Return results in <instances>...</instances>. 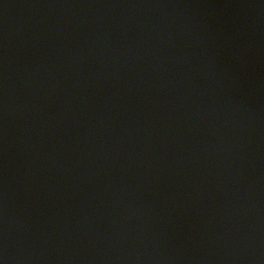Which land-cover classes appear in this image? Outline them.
I'll list each match as a JSON object with an SVG mask.
<instances>
[{
	"label": "water",
	"instance_id": "water-1",
	"mask_svg": "<svg viewBox=\"0 0 264 264\" xmlns=\"http://www.w3.org/2000/svg\"><path fill=\"white\" fill-rule=\"evenodd\" d=\"M3 264H264V0H0Z\"/></svg>",
	"mask_w": 264,
	"mask_h": 264
},
{
	"label": "clouds",
	"instance_id": "clouds-1",
	"mask_svg": "<svg viewBox=\"0 0 264 264\" xmlns=\"http://www.w3.org/2000/svg\"><path fill=\"white\" fill-rule=\"evenodd\" d=\"M0 262H2V264H3V261H0Z\"/></svg>",
	"mask_w": 264,
	"mask_h": 264
},
{
	"label": "snow or ice",
	"instance_id": "snow-or-ice-1",
	"mask_svg": "<svg viewBox=\"0 0 264 264\" xmlns=\"http://www.w3.org/2000/svg\"><path fill=\"white\" fill-rule=\"evenodd\" d=\"M0 264H2V262H0Z\"/></svg>",
	"mask_w": 264,
	"mask_h": 264
}]
</instances>
